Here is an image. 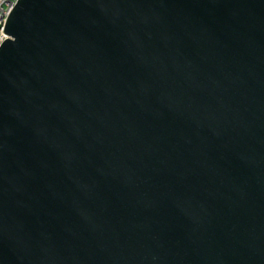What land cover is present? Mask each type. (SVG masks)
Listing matches in <instances>:
<instances>
[{"label":"water","instance_id":"95a60500","mask_svg":"<svg viewBox=\"0 0 264 264\" xmlns=\"http://www.w3.org/2000/svg\"><path fill=\"white\" fill-rule=\"evenodd\" d=\"M0 45V264H264V0H18Z\"/></svg>","mask_w":264,"mask_h":264},{"label":"built area","instance_id":"2783aa9c","mask_svg":"<svg viewBox=\"0 0 264 264\" xmlns=\"http://www.w3.org/2000/svg\"><path fill=\"white\" fill-rule=\"evenodd\" d=\"M18 0H0V45L7 38L4 33L5 24Z\"/></svg>","mask_w":264,"mask_h":264}]
</instances>
